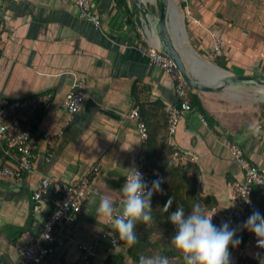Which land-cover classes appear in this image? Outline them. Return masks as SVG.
<instances>
[{
    "label": "crops",
    "instance_id": "1",
    "mask_svg": "<svg viewBox=\"0 0 264 264\" xmlns=\"http://www.w3.org/2000/svg\"><path fill=\"white\" fill-rule=\"evenodd\" d=\"M145 4L146 11L134 0H96L92 10L101 15L98 27L80 16L77 0H0V98L25 103L13 117L38 139L34 172L22 180L0 177V264H18L20 248L40 235L54 205L49 191L42 210L33 209L31 196L44 176L77 183L100 166L81 212L74 222L58 227L56 250L44 264H78L79 242H90L104 230L115 232L97 220V208L105 195L121 208L119 190L144 150L138 120L129 114L137 107L150 132L164 130L165 105L178 99L175 81L140 50L160 47L155 40L158 5ZM179 7L188 44L200 56L231 74L264 76L263 2L179 0ZM211 31L224 40L219 52L213 51ZM72 72L86 76L90 90L82 107L68 115L61 102L71 88ZM190 91L194 108L179 122L172 146L180 150L181 161L198 165V193L213 198L212 206L226 209L243 169L225 142H238L264 170V103L236 105L215 92ZM49 93L53 106L46 109ZM203 115L211 122L205 124ZM254 122L261 127L258 136L249 131ZM44 131L56 137L54 147L43 140ZM6 145L0 139V169L13 161L4 152ZM254 200L264 214V185L256 186ZM259 248L251 233L241 253L264 260V248ZM110 252H126V247L109 251L102 240L91 264H103Z\"/></svg>",
    "mask_w": 264,
    "mask_h": 264
},
{
    "label": "built area",
    "instance_id": "2",
    "mask_svg": "<svg viewBox=\"0 0 264 264\" xmlns=\"http://www.w3.org/2000/svg\"><path fill=\"white\" fill-rule=\"evenodd\" d=\"M95 1L77 0V4L80 16L93 21L96 26L100 27L102 23L101 15L99 12L92 10ZM260 1L264 3V0ZM211 37L214 42L213 51L219 52L222 49L224 40L215 31H211ZM1 50L2 37L0 36V53ZM140 50L148 57L151 64L164 69L175 81V91L178 99L176 102L165 105V110L169 117V142L171 145H174V135L177 132L179 122L194 108L190 101V88L173 59L162 48L156 45H149L140 47ZM72 76L73 82L71 88L61 102V107L68 115L76 113L82 107L89 96L90 90V83L86 76L77 72H72ZM24 105V102L19 103L13 102L8 98H0V139L5 138L7 140L4 152L13 158L12 162L10 161L9 164L0 169V177L2 178L22 180L25 175L33 173L35 169L34 150L38 139L34 136L29 126L21 125L19 120L13 117L15 109ZM43 105L46 109H50L53 106L52 94H47ZM129 116L138 120L137 127L140 138L143 141L147 140L149 129L140 117L139 108H133ZM201 119L205 124L208 122L204 116H201ZM42 138L47 142L49 147L55 146L56 137L51 132L44 131ZM225 145L233 159L243 169V176L234 183V195L230 206L226 209L212 206L206 210V213L214 214L213 220L217 221L220 226L223 222H229L230 227L237 228V237L239 230L248 231L238 226L242 225L254 211H257L254 200V188L257 185H264V170L247 157L244 148L238 142L226 141ZM180 154V150L177 149L175 155L179 156ZM192 157L195 159V156L192 155ZM134 169L142 173L143 179L151 187V182L154 180L152 179L151 171L147 168L144 151L138 156L137 165ZM99 171L100 166H94L92 173L77 183L57 180L50 176H44L41 179L40 185L33 191L31 196L33 209L35 211L42 210L44 196L49 191H52L54 194V205L49 216L44 221L40 235L20 248L18 264H44L47 258L55 252L58 227L74 222L77 219L84 201L92 191V184L96 181V174ZM161 188L163 191L165 190L162 185ZM157 193L159 192H155L153 195ZM120 210L121 208L118 207L115 214H119ZM114 236L116 237V243L113 242ZM102 240L108 242L109 251L120 245L117 233L104 230L92 241L78 243L80 252L78 264H91L99 255ZM230 254V264H237L239 257L242 255L241 248L232 247Z\"/></svg>",
    "mask_w": 264,
    "mask_h": 264
},
{
    "label": "clouds",
    "instance_id": "3",
    "mask_svg": "<svg viewBox=\"0 0 264 264\" xmlns=\"http://www.w3.org/2000/svg\"><path fill=\"white\" fill-rule=\"evenodd\" d=\"M253 135L261 134L259 123L249 125ZM126 182L119 190L122 193L121 210L116 213L113 199L102 196L97 208V220H103L118 234V241L128 246L137 243V223H150L153 220L151 198L155 192H162L163 178L151 182V187L136 169H129ZM172 204L170 197L163 210L169 211ZM232 206V205H231ZM213 215L205 212L204 207L196 203L186 215L183 207H177L168 219L176 226V232L171 238V245L181 254L184 264H230L229 247H238L241 239L236 237L237 228L230 227L229 222H223L217 227L213 224ZM239 228L247 229L257 237V246L264 248V214L254 211ZM116 243V237H113ZM139 264H170L167 256H140Z\"/></svg>",
    "mask_w": 264,
    "mask_h": 264
},
{
    "label": "trees",
    "instance_id": "4",
    "mask_svg": "<svg viewBox=\"0 0 264 264\" xmlns=\"http://www.w3.org/2000/svg\"><path fill=\"white\" fill-rule=\"evenodd\" d=\"M117 1L121 3L126 0ZM190 92V100L194 105V94L192 91ZM165 114L167 122L162 124L164 130L149 131V137L143 143L146 164L152 173V179L163 178L164 181L161 185L165 190L152 195L151 198L153 220L147 224L137 223L135 229L138 237L137 243L128 246L125 242L120 241V245L126 247V252H110L103 264H139L140 256L157 254L167 256L170 264H184L181 254L170 243L176 232V226L170 222L168 216L175 212L177 207H183L187 215L196 203L201 204L205 212L215 204V200L210 196L203 197L198 193V165L189 160L181 161L180 155L175 156L177 149L168 142L169 117L166 112ZM203 116L211 122L210 116ZM170 197L172 198V204L169 211L165 212L163 207ZM213 224L217 227L220 226L215 220H213ZM250 236L251 232L239 230L237 237L241 239V243L238 247L243 248ZM231 248L230 246L229 251ZM263 263L259 259L247 255H241L237 262V264Z\"/></svg>",
    "mask_w": 264,
    "mask_h": 264
},
{
    "label": "water",
    "instance_id": "5",
    "mask_svg": "<svg viewBox=\"0 0 264 264\" xmlns=\"http://www.w3.org/2000/svg\"><path fill=\"white\" fill-rule=\"evenodd\" d=\"M134 1L139 3L142 10H147L143 0ZM160 1V13L155 20L156 41L173 59L190 89L218 92L222 90L236 91L245 85L264 87V76L231 74L200 56L191 44H188V47L182 46L177 40L175 29L177 22L173 20L169 0ZM182 23L184 25V20ZM186 33L188 34L187 30Z\"/></svg>",
    "mask_w": 264,
    "mask_h": 264
},
{
    "label": "rangeland",
    "instance_id": "6",
    "mask_svg": "<svg viewBox=\"0 0 264 264\" xmlns=\"http://www.w3.org/2000/svg\"><path fill=\"white\" fill-rule=\"evenodd\" d=\"M147 4L150 6V4H157L158 5V12L160 11V0H145ZM179 7V0L178 5L176 6L177 13L181 16V9ZM189 39V36H188ZM188 66L190 65L187 64ZM252 86V85H251ZM247 87H239L236 91H230V90H222L215 93H212L215 96H221L225 98V100L231 104L236 103V105H245V104H255L258 105L260 102L264 103V91L259 89L260 85H253L251 89H246ZM176 156V155H175ZM176 160V158H175ZM177 161V160H176ZM252 233V232H251ZM260 250V248H259ZM242 255H247L246 253H242ZM249 256V255H247ZM260 261L264 262V260L259 259ZM264 264V263H263Z\"/></svg>",
    "mask_w": 264,
    "mask_h": 264
},
{
    "label": "bare ground",
    "instance_id": "7",
    "mask_svg": "<svg viewBox=\"0 0 264 264\" xmlns=\"http://www.w3.org/2000/svg\"><path fill=\"white\" fill-rule=\"evenodd\" d=\"M143 1L145 2V0H143ZM169 5H170V11L172 13L173 20H175L177 22V24L175 25L176 26L175 29H176L177 40H178V42H180V44L182 46L188 47V36H187L186 30L184 28V25L182 23L183 16L181 18V16L177 13V10H176L177 0H169ZM155 40H156V38H155ZM259 89L264 91V87H260Z\"/></svg>",
    "mask_w": 264,
    "mask_h": 264
}]
</instances>
